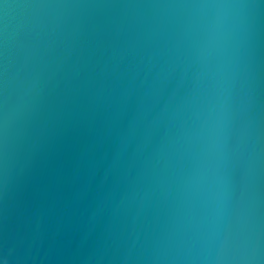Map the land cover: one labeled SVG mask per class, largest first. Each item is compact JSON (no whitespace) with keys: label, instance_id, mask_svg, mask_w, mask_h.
<instances>
[{"label":"water","instance_id":"water-1","mask_svg":"<svg viewBox=\"0 0 264 264\" xmlns=\"http://www.w3.org/2000/svg\"><path fill=\"white\" fill-rule=\"evenodd\" d=\"M0 264H264V0H0Z\"/></svg>","mask_w":264,"mask_h":264}]
</instances>
